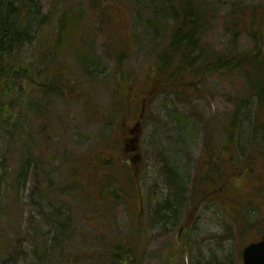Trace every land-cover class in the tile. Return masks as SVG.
<instances>
[{
    "label": "rangeland",
    "instance_id": "obj_1",
    "mask_svg": "<svg viewBox=\"0 0 264 264\" xmlns=\"http://www.w3.org/2000/svg\"><path fill=\"white\" fill-rule=\"evenodd\" d=\"M33 1L37 17L48 16V24L39 36L41 43L51 44L58 38L56 30L62 18L59 41L65 45L70 40L69 44L83 48L92 74L89 77L83 72L71 51L61 52L56 60H62L67 67L60 81L64 85L58 90L60 96L53 94L41 102L45 88L34 86L36 89H30L25 81H20L19 88L8 91L0 100L1 109L7 112L0 118V264H40L39 248L51 245L49 239L56 233L57 221H66L67 228L74 229V238L65 243L62 264H77L75 259L83 256L80 248L84 243L88 253L101 245L92 240L84 242L79 233L80 228L85 232L89 229L82 223V218L87 216L83 201L87 194L60 196L61 188L73 185V172L78 173L82 182L88 180L91 168L85 163L91 156H112L121 166L133 156L134 146L125 149L123 143L131 137L129 131L139 114H143L140 128L135 130L138 134L135 150L139 158L133 162L132 169L138 166L141 172L136 170L143 176L147 238L143 264H165L167 258L166 264H242V249L258 238L259 226L260 230L264 228L261 225L264 224V127L253 131L254 118L258 115L255 98H250L240 116L233 140V159L227 157L234 165L232 172L236 179L232 180L227 175L229 172H225L223 181L203 187L202 192L209 190L213 198L202 199V193L198 203L188 198L186 190L189 192L193 177L199 173V164L207 157L205 142L207 148L209 145L221 146L227 139L225 130L232 120L231 112L238 100L248 96L245 82L237 75L211 77L205 79L198 95L167 94L158 96L151 104L147 102L149 98L139 105L133 104L141 91L140 86L152 76L157 56L171 34L172 15L163 9L167 2ZM251 2L264 5V0ZM240 4H246V1L220 0L215 24L207 37L218 50L230 39L225 16ZM222 6L226 8L219 9ZM160 8L163 13L159 12V17ZM32 29H36L35 21ZM33 44L25 46L21 56L23 64L37 61L39 56L35 47L39 43ZM238 44L246 49L251 48L252 42L244 32ZM122 52L125 61L120 67L117 56ZM90 57L96 61V66L90 63ZM44 67L45 73L37 82L44 86L48 82L54 85L56 68L49 62ZM121 68L132 75V80L118 81ZM68 86H73L75 92L70 94ZM118 86L130 89L131 106L137 109L130 108L128 114L123 113L126 119L122 121L121 129L124 133L121 129L115 131L121 113L117 112L116 106H110L111 99L117 97ZM78 91L80 100H76ZM103 117L111 118L110 128L103 124ZM109 130L111 143L110 140L101 141L110 139L107 138ZM226 154L222 153L223 156ZM81 159L85 160L80 163ZM244 171L245 181L230 192L231 183L236 184ZM116 173L117 168L111 175L115 177ZM174 181L184 183V187L177 190L173 213L168 215L163 207L173 194L170 189ZM201 190L194 189L192 193ZM222 194L225 200L218 198ZM253 194L256 200L250 201L253 204L244 202L246 210L243 212L239 207L234 208L238 206H233L237 200L232 202L227 198L228 195L235 196L241 201L240 197H253ZM169 203L173 204L172 201ZM52 207L59 208L60 214L53 215ZM235 211H240L243 218L236 219ZM185 214H188L189 239L179 249V223ZM240 225L245 231L241 232ZM109 226L118 234L128 227L121 206L115 210ZM68 255H71L69 261ZM79 264L88 263L83 259Z\"/></svg>",
    "mask_w": 264,
    "mask_h": 264
},
{
    "label": "trees",
    "instance_id": "obj_2",
    "mask_svg": "<svg viewBox=\"0 0 264 264\" xmlns=\"http://www.w3.org/2000/svg\"><path fill=\"white\" fill-rule=\"evenodd\" d=\"M91 1L111 3L119 0ZM164 1L167 3L163 9L169 11L172 15L171 34L169 33L167 44L157 56L152 76L148 77V80L140 86L141 91L138 92L137 99L133 100V104L139 105L145 98H149L147 102L151 104L158 96L167 94L184 95L185 97L193 94L198 95L200 86H202L205 79L211 77L226 78L231 76L232 78L237 75L248 88L247 98L238 100L231 112L232 120L225 130L227 139L221 146L209 145L207 148L205 142L204 152L207 157L199 164V173L191 182L189 192L186 190L188 198H191L192 202L198 203L203 198H213L209 190L202 192L203 187L215 186L217 182L223 181L225 172H229L227 175H230L232 180L236 179L234 172H232L234 165L227 157L231 156L232 158L235 147L233 140L236 137L240 116L243 114L244 107L250 98H255L258 106L256 109L258 115L254 118L253 131L256 132L258 128L262 129L264 127V5L261 2L254 4L251 0H245L246 4L238 5L236 9L225 16V24L228 25L230 39L224 47L218 50L208 42L207 37L215 24L220 0H162V2ZM34 6L33 0H0V100L8 91L15 87L19 88L20 81H25L30 89H36L34 86L44 87L43 97L40 98L41 102L53 94L57 97L60 96L58 90L61 86H64L60 81H62L64 75L63 70L67 67L62 60H59V62L56 60L61 52L71 51L76 64L83 69V72L89 77L92 74L89 69L90 66L86 63L84 49L70 45L68 40L65 45L59 41V35L62 31V18L56 30L58 38L53 40L51 44L41 43L39 36L45 30L44 26L48 24V16L38 18V11L33 10ZM221 8H226V6L219 9ZM161 9L158 10L159 17L160 13H163V9ZM34 21L36 22V29L33 31ZM160 28L163 29L164 26ZM244 32L251 39V48L239 47V38ZM35 41L39 43L35 47L39 56L37 61L23 64L21 56L25 46L32 45ZM50 58L51 60H49ZM91 58L90 63L96 66V61L91 60ZM117 60L118 65L121 67L125 61V53H120ZM47 62L54 66L57 72L55 82L52 80L54 85L48 82L44 86L42 83L39 84L37 79H40L45 73L44 66ZM119 72L121 74L119 80L124 79L123 82L127 81L126 78L132 77L122 68ZM73 86L67 87L70 94L76 90ZM117 89V97L110 101V106H116L117 112L121 113L118 123H115V131L122 128V121L126 119L123 117V113L128 114L130 108H132V101L129 96L130 89L126 90V86H118ZM80 96L81 94L78 91L76 100H80ZM6 115L7 112L1 109L0 103V118ZM142 115L139 114L140 117L135 119V124L138 126L141 125ZM103 122L108 128L112 125L110 117H103ZM109 132L110 130L107 138H110ZM122 132L124 133V129ZM109 140L111 143V138L108 140L104 138L101 141L106 142ZM128 140L129 138L124 140L123 146L127 147ZM121 148L123 149L122 146ZM223 152H227L226 156L222 155ZM222 156L225 158L223 159ZM137 157L136 155L135 161ZM132 158L128 157V160L121 166L114 162L112 156H103L102 158L91 156L90 159H86L87 162L85 163L87 167L91 168L88 170V173H91L87 178L88 180H83L85 184L79 179L78 173L73 172V185L71 187L66 185L61 188L60 196L70 195L71 193H77L81 196L87 194V196H83L85 207L87 206V216L82 218V223L89 229L85 232L84 228H80L79 233L82 234L81 238L84 242L92 240L101 244L95 246L93 252L88 253V247L84 243L80 248V254H83V256H78V259H75L78 262L77 264L83 259H86L88 264H143L147 247L142 195L143 176L137 172V170L140 171L138 166L132 169ZM84 160L81 159L80 163ZM115 168H117V173L114 177L111 172ZM120 169L124 171L121 172ZM108 172L110 174H107ZM245 173L246 171L236 184L231 183L230 192L243 184L246 177ZM183 187L184 183L180 181L175 183L174 181L173 187L170 189L173 194L169 196L171 200L168 199L173 204L166 200L163 207L168 215L173 213L172 206L175 205L174 203L178 199L177 190H183ZM194 189L202 190L199 193H192ZM202 193L204 196L201 199ZM218 198L225 200L223 194ZM227 198L231 199L232 202L237 200V203L233 206L238 205L234 208L238 209L239 207L242 212L246 210L244 202L253 204L250 201L256 200L254 194L253 197H240L241 201H238L239 199L235 196L228 195ZM120 206L127 216L128 227L123 233L118 234L109 224L112 223L115 210ZM52 208L54 210L53 215L60 214L59 208ZM89 208L91 209L88 210ZM233 213L236 219L243 218L240 211ZM57 222L56 233L52 239H49L51 245L49 247L41 245L39 248L38 260L40 264H62L61 258L64 256V250L66 249L65 243L74 238V229L67 228L66 221ZM179 224L177 238L179 239V249H182L186 245L187 239H189L188 214L187 216L185 214L184 218L182 216ZM245 224L248 225L249 223L246 222ZM261 225L264 224L261 223ZM240 227L241 232L245 231L242 225ZM257 231L259 236L253 241L259 240L264 228L260 230L259 226ZM175 254L170 258L172 259ZM70 258L71 255H68V261ZM167 262L168 258L165 260V264Z\"/></svg>",
    "mask_w": 264,
    "mask_h": 264
},
{
    "label": "water",
    "instance_id": "obj_3",
    "mask_svg": "<svg viewBox=\"0 0 264 264\" xmlns=\"http://www.w3.org/2000/svg\"><path fill=\"white\" fill-rule=\"evenodd\" d=\"M243 264H264V233L261 240L247 245L242 251Z\"/></svg>",
    "mask_w": 264,
    "mask_h": 264
}]
</instances>
